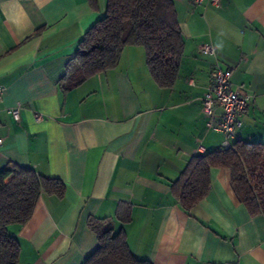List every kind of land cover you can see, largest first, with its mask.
I'll return each instance as SVG.
<instances>
[{"label":"crops","instance_id":"obj_1","mask_svg":"<svg viewBox=\"0 0 264 264\" xmlns=\"http://www.w3.org/2000/svg\"><path fill=\"white\" fill-rule=\"evenodd\" d=\"M171 1L183 49L170 86L154 80L141 45H126L114 67L66 88L68 64L107 0H0V170L30 168L64 184L7 226L17 264H83L98 246L90 217L123 230L151 264H264V216L238 200L229 169H210L206 195L188 211L173 186L193 156L222 146L202 109L216 63L252 96L238 135L264 144V0ZM206 43L214 55L200 52ZM18 103L16 119L7 108Z\"/></svg>","mask_w":264,"mask_h":264},{"label":"trees","instance_id":"obj_2","mask_svg":"<svg viewBox=\"0 0 264 264\" xmlns=\"http://www.w3.org/2000/svg\"><path fill=\"white\" fill-rule=\"evenodd\" d=\"M126 45H141L154 80L162 87L170 86L183 49L172 1L107 0L105 14L84 33L68 64L66 88L114 67ZM213 167L229 169L231 188L238 200L250 213L264 216L263 143L240 137L230 148L221 146L193 156L182 177L173 183L182 209L190 210L206 195ZM42 192L61 196L64 184L30 168L11 165L0 170V264H17L19 244L7 226L25 223ZM117 219L126 222L128 213L118 211ZM88 226L96 234L98 246L83 264H151L133 255L124 231H114L107 218L90 217Z\"/></svg>","mask_w":264,"mask_h":264},{"label":"built area","instance_id":"obj_3","mask_svg":"<svg viewBox=\"0 0 264 264\" xmlns=\"http://www.w3.org/2000/svg\"><path fill=\"white\" fill-rule=\"evenodd\" d=\"M196 5L202 6H219V0H193ZM200 52L208 55H214L215 49L211 44H203L200 47ZM230 70H223L216 63L210 71L209 83L202 96V109L208 116V127L220 131L224 135L222 148H230L234 140H239L240 136L237 129L244 123L245 112L248 102L252 97L250 94L242 93L244 85L236 84L234 87L230 85ZM5 87L0 85V102L2 101ZM219 108L220 115L214 114V107ZM21 104L8 107L7 111L14 118H18ZM43 115L39 112L34 113L36 121H41ZM3 139L0 137V146Z\"/></svg>","mask_w":264,"mask_h":264}]
</instances>
